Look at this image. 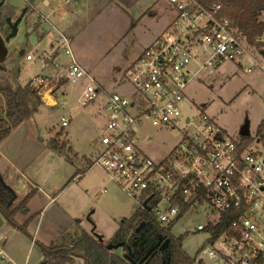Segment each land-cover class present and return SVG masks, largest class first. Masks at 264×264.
I'll list each match as a JSON object with an SVG mask.
<instances>
[{"label":"built area","instance_id":"2783aa9c","mask_svg":"<svg viewBox=\"0 0 264 264\" xmlns=\"http://www.w3.org/2000/svg\"><path fill=\"white\" fill-rule=\"evenodd\" d=\"M166 1L169 24L124 72L139 98L110 92L105 107L110 119L92 163L137 197L141 207H146L147 198L150 207L159 198L153 211L163 226H175L195 207L208 210L207 221L197 226L207 239L194 264H264V146L245 145L243 137L228 134L205 111L194 116L182 111L184 104L192 103L186 88L200 72L213 73L228 60L240 64L250 52L249 43L235 33L220 2ZM258 40L264 44V30ZM53 48L70 57L56 63L57 78L86 80L81 102L95 100L97 81L72 54L70 39L60 34ZM26 57L33 59L31 54ZM48 79L38 75L29 82L40 91L51 85ZM142 120L160 129H180L179 142L165 156L151 157L138 141L137 124ZM69 123V117L62 115L61 126ZM145 192L152 194L144 197ZM214 229L220 232L215 234Z\"/></svg>","mask_w":264,"mask_h":264},{"label":"rangeland","instance_id":"374dc122","mask_svg":"<svg viewBox=\"0 0 264 264\" xmlns=\"http://www.w3.org/2000/svg\"><path fill=\"white\" fill-rule=\"evenodd\" d=\"M49 1L50 3L39 0L38 11L27 16L20 25L16 37L12 39L10 47L17 48L19 52L15 60L17 75L11 76L0 72V90L2 86H10L13 89L24 87L35 76L57 71L56 63L68 59V55L62 51L60 58L52 62L55 52L52 43L60 35V31L57 30L59 25L72 23L104 25L108 20V12L112 11L111 5L104 6L102 0ZM169 16L171 17L170 12ZM248 50L253 53L249 52L240 64L228 60L218 65L213 73L201 71L199 78L193 80L186 88L192 103L184 104L182 111L185 115L193 116L205 111L215 117L228 134L236 138L243 137L242 131L247 127L251 145L264 146V131L262 135L258 134L260 124L264 120V55L259 53L264 50V44L262 43L261 46L248 44ZM27 54H31L33 59L28 60ZM96 59L95 62H105L104 71L96 75L98 83L106 86L109 92L116 90L128 94L130 90H125L126 86L118 85L122 76L118 78V74L125 72L128 66L120 72L109 66L110 57L102 59L99 56ZM98 66L102 67L101 62ZM246 68H251V71L246 72ZM115 74H117L116 82ZM52 77H48V80L54 81ZM64 81L66 78L62 80ZM129 86L133 89L131 85ZM83 87L81 82L74 83L67 80L63 87H59L61 97L57 99L60 104L56 107L48 106L41 89L38 92L39 98L29 104L31 108L36 107L37 111L26 118L20 126L11 129L14 133L11 132L10 137L7 135L8 137L2 139L0 149L5 152L16 147L15 149L19 151H25L24 156H19L20 161L26 162V170L36 179H40L45 188L52 185L53 178L55 175L59 176V171L64 177L66 167H69L70 160H73L77 167L72 168L70 175L80 172L84 177L80 181L78 177L73 179L62 191L60 200L69 198L72 205L79 204L77 209L81 208L83 202L84 208L88 210L85 224L90 226L93 221L97 231L110 237V233L114 232L124 217H129L140 208V203L137 197L130 196L122 186L112 181L100 166L92 165L90 171L83 168V165L86 166L88 160L95 156L97 148L99 149V143L97 145L95 143L100 140L104 126L110 119V113L105 108L107 102L106 93L103 91L105 88L99 89L95 100L82 104ZM63 88L67 89L65 94L62 92ZM53 92L56 96V88ZM1 95L0 91V117H8L7 104ZM136 95L129 94V97L134 100ZM62 102L65 104L64 107ZM62 115L71 117V122L66 127L61 126ZM137 126L139 145L145 153L155 159L161 158L170 151L181 138V131L178 128L160 129L148 120H142ZM58 131L61 133L60 136L56 135ZM67 132H69L68 136ZM52 137H58L57 141L63 146L61 151L50 145ZM258 138L263 140L258 142ZM2 168L3 164L0 165V173L17 192L15 205L23 199L31 187L28 185L26 189H22L23 179H14L10 175L12 169L9 170L8 178ZM70 175L62 179L59 186H62L71 177ZM163 206L160 208L163 209ZM77 212L79 213L80 210ZM79 214L82 216V213ZM89 215L91 221L88 219ZM207 219L208 210L198 206L179 218L171 230L176 237L182 235L179 232L180 227L186 231L183 235L182 247L191 257L201 253L206 244L207 233L198 231L197 226ZM75 221L77 224L79 219ZM78 230L76 228L71 233L63 232L54 241L71 245L81 236V231ZM28 237L8 221H4L0 227V250H3V254L0 253V264H25L26 259L27 264H39L35 262L40 257V248L31 245L29 240L31 237ZM117 251L124 252L122 248ZM80 257L75 258V264H84V259Z\"/></svg>","mask_w":264,"mask_h":264},{"label":"crops","instance_id":"0c3cea01","mask_svg":"<svg viewBox=\"0 0 264 264\" xmlns=\"http://www.w3.org/2000/svg\"><path fill=\"white\" fill-rule=\"evenodd\" d=\"M46 2L50 3L49 0H46ZM102 2L104 6L111 5L112 10L108 12V20L106 23H104V25L94 24L90 26L86 25L87 23H77L75 25L72 23L71 25H59V27H57V30L60 31V34H64L70 39V48L72 54L93 75L96 81V75L104 71L103 68L105 65V62L103 61L95 62L97 57L100 56L102 59L105 57H110L109 66L114 67L121 72V70H124L127 66H129L142 53V51L155 40V38L167 27L171 20L167 10L166 0H112V2L110 0H102ZM58 37H56V39ZM56 39L52 43V46H54ZM53 50L55 52L52 56V62H54L56 58H60L62 54V52L57 49ZM105 54H107V56ZM109 54L111 55L108 56ZM260 55H264L263 50L260 52ZM68 58L70 57L68 56ZM100 62L102 67L98 66ZM57 74L58 70L42 74L46 77L53 76L55 79L54 81H50V84H52L49 87L42 88L44 94L43 98L50 107H56L60 104L57 99L61 97L59 94V87H63L64 83L68 80L64 76L58 79ZM116 75L117 74L114 75L115 82L117 81ZM123 75L124 72L118 74V78L121 76L118 81V85L126 86L125 90H130L128 95H136L137 93H135L125 81ZM64 78H66V81L62 82ZM85 82L86 80L81 81L82 86L85 85ZM98 86L99 89L106 87L104 85H100V83H98ZM122 87L123 86H121V88ZM55 88L57 91L56 96L53 92ZM62 90L63 94H65L67 89L63 88ZM105 90L103 91L106 93V99L108 100L110 92L107 91L106 88ZM136 96L137 97L135 98H139L138 94ZM56 103L57 105H54ZM64 105L65 104L62 102V107H64ZM69 119L71 122V117H69ZM21 124L22 122L19 124V126ZM11 132L13 131L11 130L9 132V137ZM56 135L60 136L61 133L58 131ZM68 135L69 132H67V136ZM98 143L99 141H97L95 145ZM15 148L5 152L0 149V165L3 164L2 170L4 169L5 176L8 177L10 174L9 170L12 169L13 171H11L10 175L13 176L14 179H23L21 186L22 189H26L28 185L31 187L24 197L28 193L33 192L26 205L28 212L25 213L21 211L16 215V219L20 223H23L30 217L33 218L28 225V231L33 236V238L29 239L31 241L30 244L37 246L36 241H40L48 245L60 237L63 232L71 233L76 228L79 229L78 231L85 230L91 233L90 227L92 224H90V226L85 224V216L88 210L84 208L85 205L83 202L81 203V208L77 209L79 204L72 205L69 198H64L62 201L60 200L62 191L68 187V184L73 179L78 177V180L80 181L81 178L84 177L82 174H80V172H77L72 176L70 175L72 168L77 167L74 161L70 160V163L73 164H70L69 167H66V171L63 174L64 177L59 171V176L55 175L52 185H50L49 188H45L40 179H36L31 172L26 170V162L23 161L22 163L20 161L21 157L19 156H24L26 154L25 151H19ZM168 152H166L163 156H165ZM92 159L93 158L91 157L88 160L86 166L83 165L84 169H89V171L92 169L91 166H89L92 162ZM78 169L80 168L78 167ZM103 172L106 173L104 170ZM69 175L71 177L66 182H64L62 186H59L60 181H62V179H66V177H69ZM9 184L14 187L11 183ZM77 210H80L79 213H82V216L77 212ZM76 219H79L77 224H75ZM119 226L120 222L118 223V226L114 232L110 233V237L104 234L106 241H111L113 239L115 233L119 229ZM26 237L28 236L26 235ZM0 253L3 254L2 249L0 250ZM42 258L43 254L40 252V257L35 263H40ZM27 263L28 261L26 259L25 264Z\"/></svg>","mask_w":264,"mask_h":264},{"label":"trees","instance_id":"16d2710c","mask_svg":"<svg viewBox=\"0 0 264 264\" xmlns=\"http://www.w3.org/2000/svg\"><path fill=\"white\" fill-rule=\"evenodd\" d=\"M205 5H211L220 2L223 5L222 13L228 16L233 24L234 31L237 35L246 37L250 45H259L262 43L258 40L264 30V18L262 14L264 12V0H200ZM2 98L5 99L7 104V116L4 118L8 127L2 133H0V142L5 138L12 128L17 127L23 120L28 118L32 113L37 111L36 107H30L29 104L34 99L39 98V91L33 88L28 82L24 87L19 86L16 89L13 87H1ZM264 131V120L260 124L258 134L262 135ZM244 143L247 145L250 143L248 135L243 136ZM50 145L56 150L61 151L63 146L57 141V138L52 137L50 139ZM93 163L89 166H92ZM33 192L28 193L17 206L6 207L7 201L0 202V211L5 212L6 220L18 230L22 231L25 235L33 238L32 234L28 231V225L32 221V217L20 223L16 219L18 212L27 210V202L31 198ZM152 194V193H151ZM150 192H145L144 197L151 195ZM10 191L6 189L5 192L0 193V198L8 199ZM159 201V198L152 200L150 205L152 209L148 207H141L137 209L129 217H125L121 222L119 229L115 233L112 242L125 241L124 252L128 251V245L132 246L136 236L144 232L143 238L140 240L144 243L146 248L154 243L157 238L162 235L165 239L170 238V245L167 249V256L170 258L167 264H194L195 257H191L182 247L183 235L178 237L171 233L174 223L167 226H163L158 220L155 212L153 211L154 205ZM180 203L179 199L176 200ZM175 201V202H176ZM189 207L186 204L184 210ZM143 224V225H142ZM142 225L141 231L137 228ZM213 232L218 234L220 230L214 229ZM110 241V242H111ZM37 246L40 248L43 259L41 264H74L75 258L81 256L84 259L85 264H132L126 258L123 257V253L117 251L118 249H108L105 245L101 244L96 237L91 233L82 230L81 236L71 245L64 242H52L50 244H44L40 241H36ZM134 254L131 257L139 262L144 253H138L133 251ZM161 252L151 257L147 264H163ZM146 260V259H145ZM144 260V261H145ZM143 261V262H144Z\"/></svg>","mask_w":264,"mask_h":264},{"label":"flooded vegetation","instance_id":"af4514ba","mask_svg":"<svg viewBox=\"0 0 264 264\" xmlns=\"http://www.w3.org/2000/svg\"><path fill=\"white\" fill-rule=\"evenodd\" d=\"M38 3H39V0H0V72L11 75V76L17 75V67L15 64V60L19 52L17 48L10 47L12 43V39H14L16 35L14 37H11L9 40H7V37L13 31L14 25L18 27L17 33L19 32L20 25L25 21L27 16L38 11ZM7 127L8 125L6 124L4 118H0V133L6 130ZM6 189L7 188L0 181V193L5 192ZM12 197L13 195L10 191V195L8 199L6 200V198L4 197L0 198V202L7 201L5 202L6 207H9V208L12 206L15 207L19 204V203H16L14 205L18 196L12 202H10ZM0 213L4 216L6 220L5 212L0 211ZM138 231H141V228ZM143 235H144V232L136 236L135 240L132 243L133 247H131V245H128L129 246L128 251L131 252V255L133 256L134 254L133 251H137L138 253H144L143 258L139 261V263L147 264L151 257L161 252L160 257H162V263L167 264L170 258L167 256L166 252L170 245V241H169V245L165 247L164 249H161V246L166 239H170V238L165 239L162 235H160L157 238V240H155L154 243L150 245L149 248H146L144 246V243L140 240L141 238H143ZM155 245H157L155 249H153L150 252V254L147 255V253Z\"/></svg>","mask_w":264,"mask_h":264},{"label":"water","instance_id":"95a60500","mask_svg":"<svg viewBox=\"0 0 264 264\" xmlns=\"http://www.w3.org/2000/svg\"><path fill=\"white\" fill-rule=\"evenodd\" d=\"M75 1H77V0H75ZM18 22H19V21H18ZM17 30H18V27H17L16 25H14V29H13V31L8 35L7 40H9L11 37H14L15 35H17ZM242 135H249V131H248V128H247V127H245V128L243 129V131H242ZM0 181H1V183H2L7 189H9V190L11 191L13 197H12V199H11L10 202H12V201L18 196L16 190L14 189V187H12L10 184H8V183L5 181V179L3 178V176H2L1 173H0ZM149 199H150V197L147 198V199L143 202V204H144L145 206H147L148 209H151V207L148 205V201H149ZM88 219H89V220L91 219V218H90V215L88 216ZM4 221H5V218H4V216L0 213V227L3 225ZM90 221H91V220H90ZM91 224L93 225L92 228H91V233H92V235H93L94 237H96V238L98 239V241H99L101 244L105 245L108 249H119V248H124L125 243H126L125 241H119V242H110V241H106V240H105V236H104V234H103V233H100L99 231H97V229H96V225L94 224L93 221H91ZM142 225H143V224H142ZM142 225H140V226L137 228V230H140V228L142 227ZM179 232H180L181 234H183V230H182V229H179ZM169 241H170V239H166V240L164 241V243L162 244L161 249H164L165 247H167V246L169 245ZM156 246H157V245L153 246V247L151 248V250L147 253V255H149L150 252H151L153 249H155ZM123 257L126 258V259H127L129 262H131L132 264H140L139 262H136V261L131 257V252H130V251H129V252H125V253H123ZM199 261L202 262V259H200ZM39 264H41V263H39Z\"/></svg>","mask_w":264,"mask_h":264}]
</instances>
